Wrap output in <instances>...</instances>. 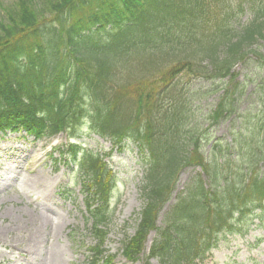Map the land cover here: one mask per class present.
<instances>
[{
    "label": "trees",
    "instance_id": "16d2710c",
    "mask_svg": "<svg viewBox=\"0 0 264 264\" xmlns=\"http://www.w3.org/2000/svg\"><path fill=\"white\" fill-rule=\"evenodd\" d=\"M1 8L0 132L76 137L85 124L121 148L126 139L138 146L147 165L144 203L123 243L128 259H139L156 230L149 257L192 264L224 232L246 231L256 210L264 213V171L254 156L264 157V149L254 141L235 161L213 146L207 157L204 134L191 124L188 89L193 78H232L239 61L259 54L264 0H16ZM226 95L209 114L215 122L233 109ZM67 152L90 195L96 245L89 264H112V256L101 258L116 176L102 155L77 142ZM190 165L202 172L159 226L179 172Z\"/></svg>",
    "mask_w": 264,
    "mask_h": 264
},
{
    "label": "rangeland",
    "instance_id": "374dc122",
    "mask_svg": "<svg viewBox=\"0 0 264 264\" xmlns=\"http://www.w3.org/2000/svg\"><path fill=\"white\" fill-rule=\"evenodd\" d=\"M14 2L0 0V19L4 17L1 5ZM249 18L246 12L239 20L243 23ZM256 51L264 55V40ZM259 54L251 53L239 61L232 78L189 81L191 124L199 126L204 134L202 145L207 157L213 146L220 158H225V154L235 161L244 152L250 153L254 141L264 149V141L263 145L257 142L264 136V58H259ZM226 94L233 109L215 122L209 114ZM251 130L256 134L254 138L246 135ZM77 134L75 139L67 140V135L62 133L44 139H36L24 131L0 133V264H88L91 260L96 239L88 209L89 190L84 174L65 154V145L75 140L105 156L116 174L110 218L105 224L104 250L114 254L113 264H144L149 257L152 241L158 235L156 231L149 233L138 261H129L123 251L124 241L136 232L144 203L146 164L137 145L127 141L119 149L113 140L88 130L85 124ZM239 150L243 155L239 156ZM40 154L42 157L35 160ZM254 156L259 161L257 167L264 171V157L260 158L259 151ZM201 172V167L193 165L179 172L171 198L161 210L159 226L165 224V214L178 194ZM203 179L208 180L206 175ZM41 212L50 216L49 224L46 225ZM261 212L256 210L261 217L252 218L246 233L225 234L198 264H264V213ZM37 230L40 233L34 237ZM57 246L64 248L63 257L62 253L61 256L58 251L55 253ZM149 261L160 264L156 257Z\"/></svg>",
    "mask_w": 264,
    "mask_h": 264
},
{
    "label": "bare ground",
    "instance_id": "6f19581e",
    "mask_svg": "<svg viewBox=\"0 0 264 264\" xmlns=\"http://www.w3.org/2000/svg\"><path fill=\"white\" fill-rule=\"evenodd\" d=\"M42 157V155L40 154V155H37L36 157H35V160H39L40 158ZM33 181H35V179H33L32 180V182ZM36 183H39L38 181H36ZM41 214H42V216H44L45 217V221H46V225L47 224H49L50 223V221H51V218H50V216L48 215V214H44V213H42L41 212ZM44 221V222H45ZM40 233V230H37L36 232H35V234L33 235L34 237L37 235V233ZM53 250V249H52ZM56 251H58V253H60L59 255L61 256V253H62V256L61 257H63L64 256V253H65V250H64V248H62L61 246H57V249H55V253H56Z\"/></svg>",
    "mask_w": 264,
    "mask_h": 264
}]
</instances>
